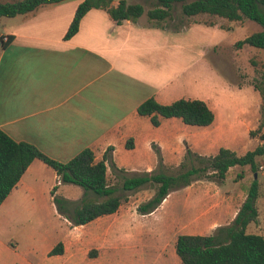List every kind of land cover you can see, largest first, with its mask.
<instances>
[{
  "label": "crops",
  "instance_id": "crops-1",
  "mask_svg": "<svg viewBox=\"0 0 264 264\" xmlns=\"http://www.w3.org/2000/svg\"><path fill=\"white\" fill-rule=\"evenodd\" d=\"M83 1L47 5L2 24L0 37H7L9 43L3 47L0 42V130L62 163L78 154L70 155V135L82 136L75 144L86 136L94 137L83 149H90L103 137L106 146L92 150L96 160L111 147L116 167L150 172L156 167L152 146L162 152L181 150L179 126H185L176 118L168 119L165 125L159 118L158 127L150 126L137 113L138 106L149 98L160 104L177 100L171 95L170 79H156L140 63L145 58L139 54L168 51L170 31L156 28L143 16L136 22L115 25L104 10L91 9L81 18L77 33L64 40L74 12ZM119 1L111 0V6ZM170 124L175 126L167 127ZM128 140L132 141L131 149L125 147ZM43 174L46 180L41 179ZM57 181L56 173L36 159L0 205V264L70 263V257L63 259V253L49 255L57 243L63 245L70 239L66 233L70 223L57 213L50 194ZM190 187L193 184L171 192L164 201L174 193H188ZM71 190L75 197H70ZM56 194L73 201L82 190L60 184ZM44 210L63 221L65 234L57 236L37 257V249L19 250L9 234L18 227L24 229Z\"/></svg>",
  "mask_w": 264,
  "mask_h": 264
},
{
  "label": "rangeland",
  "instance_id": "rangeland-1",
  "mask_svg": "<svg viewBox=\"0 0 264 264\" xmlns=\"http://www.w3.org/2000/svg\"><path fill=\"white\" fill-rule=\"evenodd\" d=\"M127 1L141 4L145 10L144 18H147L146 11L153 7L152 0ZM8 22V18H0V31L2 24ZM156 28L170 31L169 50L150 51L146 55L139 53L141 58H145L140 63L146 65L156 79H170L174 88H171V95L176 99L206 102L213 110L215 120L203 128L180 125L181 150L162 152L153 145L154 169L157 168L155 149L160 152L164 171L171 174L177 171L187 149L197 155L211 157L220 148L243 155L260 145L259 135L264 131L261 98L253 86L264 78V50L236 45L258 31L259 25L207 14L185 17L178 5L171 18ZM0 76L2 79V73ZM144 119L152 126L148 118ZM162 119L165 125L168 119ZM174 126L170 124L167 127ZM79 137L82 136L70 135V155L82 151L83 146L94 138L86 136L75 144ZM105 141L102 137L97 144H91L90 149L100 151L106 146ZM181 144H184V149ZM256 162V172L248 166L234 167L220 183L205 178L195 181L193 187L187 189L188 193L172 194L149 215L138 214L137 207L153 195L155 187L122 192L127 201L122 202L114 216L88 226L74 228L68 225L66 233L70 239L63 244V259L70 257L69 264H181L174 249L177 236L210 235L218 226L229 224L253 180L259 183L258 217L247 227V232L264 236V155L257 157ZM118 169L107 171L108 183L117 188L122 177L133 173L125 168ZM239 173L242 174L241 179L236 177ZM41 179L46 180V175H41ZM75 196L71 190L70 197ZM19 228L9 235L19 250L37 249V257L57 236L65 234L63 221L47 210L37 215L36 220L26 223L24 229Z\"/></svg>",
  "mask_w": 264,
  "mask_h": 264
},
{
  "label": "trees",
  "instance_id": "trees-1",
  "mask_svg": "<svg viewBox=\"0 0 264 264\" xmlns=\"http://www.w3.org/2000/svg\"><path fill=\"white\" fill-rule=\"evenodd\" d=\"M65 0H0V18L26 15L47 5ZM153 7L146 11L148 21L161 25L172 16L173 9L180 6L185 17L207 14L228 21H252L260 29L249 34L236 45L264 50V0H152ZM91 9L106 12L111 23L120 25L124 21L136 22L144 13L139 3L120 0L111 6V0H84L76 10L64 40L72 38L78 31L81 18ZM7 42L1 45L5 47ZM261 98V117L264 126V78L254 84ZM139 116L148 117L154 127L160 125L159 118L179 119L191 127H208L214 120L213 110L200 99H177L170 104H160L154 98L143 101L137 108ZM262 142L254 150L237 155L227 148H220L216 155L204 157L187 149L183 161L174 173L163 169L162 157L155 149L157 168L150 172H133L122 177L119 188L108 183V169H118L111 160L112 151L108 147L102 158L96 160L93 151L85 148L66 163L56 161L33 145L16 142L0 130V205L16 187L22 175L34 160H40L58 176L60 184L74 185L82 190L77 201L68 200L58 194L55 185L50 194L57 213L73 227L84 226L95 219L114 214L131 192L143 187H155L153 195L137 207L140 215L156 211L166 197L174 191L185 188L202 178L214 183L222 182L231 168L248 166L257 171V157L264 155V131L260 133ZM126 149H131L128 140ZM118 171H121L118 169ZM237 179L242 178L239 173ZM118 192H120L118 194ZM259 183L253 180L245 199L234 219L227 225L218 226L210 235H178L175 240V254L181 264H264V236L247 232V227L256 221V206L259 197ZM63 253L62 243H57L49 255Z\"/></svg>",
  "mask_w": 264,
  "mask_h": 264
},
{
  "label": "built area",
  "instance_id": "built-area-1",
  "mask_svg": "<svg viewBox=\"0 0 264 264\" xmlns=\"http://www.w3.org/2000/svg\"><path fill=\"white\" fill-rule=\"evenodd\" d=\"M7 41H8V38H7V37H5V36H1V37H0V42L5 43V42H7ZM261 169H263V167H261ZM56 185H57V186L60 185L59 179H58Z\"/></svg>",
  "mask_w": 264,
  "mask_h": 264
}]
</instances>
